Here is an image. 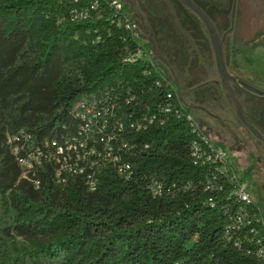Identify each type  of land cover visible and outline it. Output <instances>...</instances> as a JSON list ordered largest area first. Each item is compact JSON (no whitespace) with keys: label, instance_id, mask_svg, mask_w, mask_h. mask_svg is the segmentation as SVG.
<instances>
[{"label":"trees","instance_id":"trees-1","mask_svg":"<svg viewBox=\"0 0 264 264\" xmlns=\"http://www.w3.org/2000/svg\"><path fill=\"white\" fill-rule=\"evenodd\" d=\"M137 49L107 0H0V264H264L259 206Z\"/></svg>","mask_w":264,"mask_h":264},{"label":"flooded vegetation","instance_id":"flooded-vegetation-1","mask_svg":"<svg viewBox=\"0 0 264 264\" xmlns=\"http://www.w3.org/2000/svg\"><path fill=\"white\" fill-rule=\"evenodd\" d=\"M123 1L131 10V1ZM193 1L211 18L220 37L222 38L226 34L224 45L226 57L231 58L232 55L236 57L243 56L241 54L243 51L249 50L248 52H250L264 46V0ZM135 3L140 16H134L138 20L141 31L148 39L158 67L173 82L176 77L178 83L181 79H191V70L185 61L188 56L187 52L190 53L189 55L191 53L199 54L205 46L213 52L202 22L178 0H135ZM200 27L204 31L203 37ZM253 46L255 47L252 48ZM176 69L183 70L179 73V77L176 75ZM218 89L223 92L220 79L219 81H213L207 93L213 102H217L219 109L214 110L204 107L207 116L211 118L213 123L208 124L199 120L200 124L206 127L208 132H215L217 129H221L223 132H237L232 121L225 115L226 109L220 102V91ZM235 90L242 101L244 109L260 131L263 139L256 138L242 125L231 108L228 107L227 109L231 111L239 126L249 132L255 138V141L262 145L264 156V112L260 116L258 111L252 108L251 104L252 101H255V98H250L237 87H235ZM195 97H198V95L195 94ZM256 101L264 103V99H256Z\"/></svg>","mask_w":264,"mask_h":264},{"label":"rangeland","instance_id":"rangeland-1","mask_svg":"<svg viewBox=\"0 0 264 264\" xmlns=\"http://www.w3.org/2000/svg\"><path fill=\"white\" fill-rule=\"evenodd\" d=\"M200 31L203 37L204 31L201 27ZM148 49L151 50L150 45ZM187 54L188 56L186 57L185 61L191 70V79H181L182 87H185L187 90L192 89V92L195 90V92L192 94L201 96L200 99L203 101L201 102L203 107L214 110L219 109L217 102H213L207 93V90L210 88L207 81L211 79L210 74L213 72L215 67L213 52L211 49L205 46L204 50L199 54L191 53V55H189V52H187ZM237 58H241V56ZM226 59L228 70L232 74V72H235V66L231 63L230 57H226ZM239 64L242 70H245L249 74H253L255 80L264 86V46L248 52L246 56L243 57V59L239 60ZM179 71L182 72L183 70L179 69ZM177 81L178 80L176 77L174 80V85L178 92V87L176 84L178 83ZM218 91H220V102L225 106L226 109L225 115L232 121L237 129V132L232 133L237 137L244 149L250 152L253 157L240 146V144L234 139L231 132H223L221 129H217L215 132H208L206 127L200 124V119L193 113L192 115L195 118L197 125L203 128L202 130L210 142L223 150L225 157L231 166V169L234 171L235 175L245 184L246 192L250 195L252 201L259 206L264 222L263 147L257 143V141H255V138L249 132L239 126V124L235 121V117L231 111L227 109L230 106L225 95H223V92L220 89H218ZM180 98L185 103L184 94L181 91ZM201 121L208 124L212 122L210 117L203 118Z\"/></svg>","mask_w":264,"mask_h":264},{"label":"built area","instance_id":"built-area-1","mask_svg":"<svg viewBox=\"0 0 264 264\" xmlns=\"http://www.w3.org/2000/svg\"><path fill=\"white\" fill-rule=\"evenodd\" d=\"M107 2L109 6L115 9L116 15H118V24L124 25L129 30L131 38L138 45L137 52L130 59H135V58H140V57L145 58L154 68H156L157 72L159 73L158 83L163 81L169 84L171 88L175 91V95L178 99L179 106L182 109H187L186 105L181 101L179 97V94L175 88L173 80L170 79L167 76V74L158 67L157 62H156V57L153 51L148 49L149 48L148 39L141 31L138 22L127 11L124 10V6L121 3H119L117 0H107ZM87 17H88L87 11H84V12L82 11L76 14L75 19L83 20V19H86ZM168 96L170 97L171 94H169ZM185 117L190 123V126L193 128V130L196 131L198 135L201 137L203 144L206 145L207 147L206 151H202V148L198 144L195 143L193 145V155L198 158L204 157L205 161L207 162L220 163L221 170L229 178V180L235 184L234 194L237 195L243 202H246V203L253 202L250 195L246 192L245 184L235 175L234 171L231 169V166L227 158L225 157L223 150L210 142V140L207 138L206 134L202 130L203 128L197 125L196 120L193 117L192 113L190 112L187 113ZM59 151L62 152V149L60 148ZM91 153H94V151H92ZM29 158L33 159L34 157L29 156ZM20 163L26 166V168L28 169L32 167V163L29 160L20 159ZM155 186L156 185L153 186L152 190L154 191V193L159 194L160 191ZM258 209L261 212L260 208ZM260 217H261L260 220L262 224L264 225V222L262 219V213ZM257 255L264 262V245L258 249Z\"/></svg>","mask_w":264,"mask_h":264},{"label":"water","instance_id":"water-1","mask_svg":"<svg viewBox=\"0 0 264 264\" xmlns=\"http://www.w3.org/2000/svg\"><path fill=\"white\" fill-rule=\"evenodd\" d=\"M119 3H121L123 6H125V2L123 0H117ZM132 3L131 10L127 11L137 22L138 20L135 18L134 15L140 16L138 9L136 7L135 0H130ZM184 7H186L188 10H190L194 15L198 17V19L202 22L204 25L210 43L213 48L214 57H215V64L216 69L220 78V85L222 87L223 93L228 101V104L235 114V116L238 118V120L242 123V125L251 132L256 138L259 140H262V135L260 134V131L258 128L254 125L252 120L250 119L248 113L243 107L242 101L238 97L235 87L243 90L250 98H255V101H252V108L258 111V114L261 116L264 112V103H261L259 101H256V99H264V90L259 89L250 82L239 78L238 76L232 75L227 67V59H226V53H225V37L226 34L223 35L221 38L218 30L211 20V18L207 15V13L198 6L193 0H178ZM139 24V23H138ZM149 39L152 41V39L149 37ZM167 65V64H166ZM168 66V65H167ZM169 67V66H168ZM176 75L177 72H176ZM179 77V76H178ZM178 83V94L180 97V91L182 88V81H179ZM181 99V98H180ZM182 101V100H181ZM183 102V101H182ZM184 103V102H183ZM186 104V103H184ZM188 105V104H186ZM189 106H197V105H189ZM201 107V106H198ZM203 108V107H202ZM204 109V108H203ZM232 133V132H231ZM234 139L240 144V146L244 149V147L241 145L237 137L232 133ZM249 155L252 156L250 152H248L246 149H244ZM253 157V156H252Z\"/></svg>","mask_w":264,"mask_h":264},{"label":"crops","instance_id":"crops-1","mask_svg":"<svg viewBox=\"0 0 264 264\" xmlns=\"http://www.w3.org/2000/svg\"><path fill=\"white\" fill-rule=\"evenodd\" d=\"M213 56H214V54H213ZM237 57H240V56H237ZM237 57H236L237 66L234 67L235 68V72H232V74L238 76L241 79H244V80L250 82L251 84H253L257 88L264 90V86L261 85L259 82H257L255 80L253 74H249L245 70L241 69V66L239 64V60L243 59V56H241V58H237ZM214 62H215V57H214ZM176 72H177V74L180 73V71L177 70V69H176ZM210 78L211 79L207 81V83H208V85L210 87H211L213 81H219V79H220L219 75H218V72H217V69H216V64H215V67L213 69V72H211V74H210ZM176 84H177V87H178V83H176ZM181 92L184 94V100H185L186 104H188V105H197V106H192V107L187 105V107H188V109L190 110L191 113L196 115L200 120H202L203 118L208 117L207 113L203 109L204 107L201 104V102H203V101H202V99H200V96L195 97V95L192 94L193 93L192 89L187 90L185 87L181 88ZM198 106H201V107H198Z\"/></svg>","mask_w":264,"mask_h":264}]
</instances>
